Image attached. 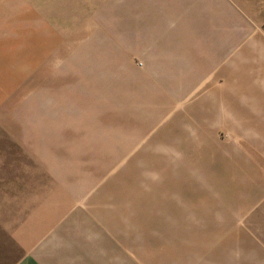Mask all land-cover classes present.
I'll return each mask as SVG.
<instances>
[{
  "label": "rangeland",
  "instance_id": "rangeland-1",
  "mask_svg": "<svg viewBox=\"0 0 264 264\" xmlns=\"http://www.w3.org/2000/svg\"><path fill=\"white\" fill-rule=\"evenodd\" d=\"M55 237L264 264V0H0V264Z\"/></svg>",
  "mask_w": 264,
  "mask_h": 264
},
{
  "label": "crops",
  "instance_id": "crops-1",
  "mask_svg": "<svg viewBox=\"0 0 264 264\" xmlns=\"http://www.w3.org/2000/svg\"><path fill=\"white\" fill-rule=\"evenodd\" d=\"M93 254L92 244L72 246L64 238L55 237L46 244L33 248L15 264H93Z\"/></svg>",
  "mask_w": 264,
  "mask_h": 264
}]
</instances>
